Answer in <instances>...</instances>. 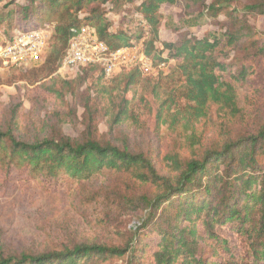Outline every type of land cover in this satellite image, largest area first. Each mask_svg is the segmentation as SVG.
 <instances>
[{
	"label": "trees",
	"instance_id": "trees-1",
	"mask_svg": "<svg viewBox=\"0 0 264 264\" xmlns=\"http://www.w3.org/2000/svg\"><path fill=\"white\" fill-rule=\"evenodd\" d=\"M3 1L11 8L0 22L14 19L21 32L45 24L53 27L34 83L50 81L39 90L47 102L55 98L65 104L68 96L73 102L80 98L86 130L78 137L65 134L59 115L53 128L47 125L27 138L12 114L0 125L2 174L10 178L13 169L22 168L56 186L64 178L88 181L111 170L128 175L141 190L115 195L135 220L117 232L120 244L88 240L18 253L0 242V264H98L114 258L127 264H264V116L252 123L246 118L264 100V32L251 22L264 15V0H251L240 9L230 4L232 0H0V4ZM168 3L191 13L202 9L213 18L225 13L221 35L199 38L181 33L178 42L163 40L157 45L162 6ZM109 11L122 13L126 30L114 27ZM87 23L112 48L129 44L138 34L156 66L172 65L159 117L165 110L172 116L174 106L175 116L180 115L178 101H186L183 122L190 134L184 147L190 146L192 156L173 154L172 164L162 170L154 152L96 134L101 114L111 127L134 121L127 94L143 82L144 73L131 67L106 77L103 68L87 66L75 76L60 77L57 70L72 27ZM105 78L115 86L111 88ZM88 80L85 94L81 89ZM212 105L225 117L239 118L221 137L208 138L196 126Z\"/></svg>",
	"mask_w": 264,
	"mask_h": 264
},
{
	"label": "rangeland",
	"instance_id": "rangeland-1",
	"mask_svg": "<svg viewBox=\"0 0 264 264\" xmlns=\"http://www.w3.org/2000/svg\"><path fill=\"white\" fill-rule=\"evenodd\" d=\"M213 1L227 3L228 0H208V3ZM250 1L232 0L230 4L240 9ZM5 4L6 1L0 4V17L6 16L8 8H11ZM162 13L164 17L157 40L159 46L163 40L178 42L181 33L199 38L210 34L221 35L220 22L225 17V13H221L218 18H213L202 9L191 13L186 8L169 3L162 6ZM108 16L115 28L120 26L127 29L122 13L109 11ZM251 22L259 33L264 32V15L252 18ZM17 24V21L8 18L0 22V43L14 32L12 30L17 28ZM137 35L133 36L136 40L143 39H138ZM44 59L45 57L34 63L0 70V125L11 119L13 114L14 120L19 122L21 134L33 138L47 125L53 128L60 120V115L64 120L63 132L71 137H78L86 130L84 109L78 103L80 98L73 102L68 96L65 104H60L55 98L52 102H47L39 90L43 89L41 84H50V81L43 79L34 83L38 80L35 76L41 74L37 68ZM171 67V64H154L151 71L144 73L143 82L127 94L132 102V112L135 113L134 121L111 127L107 117L101 114L96 125L99 137L115 139L119 143L127 140L131 146L154 152L162 170L172 164L170 158L173 154L188 158L193 153L190 146L184 147L186 135L190 134L183 122L187 115L186 101H178L182 111L180 115L175 116L174 106L172 116L165 110L159 117L162 108L160 103L168 97L167 77L170 75L167 74ZM103 80L107 84L112 83L111 78ZM89 84L88 80L87 85L81 89L82 93L86 94ZM113 86L115 84L110 87ZM259 116H264V100L250 109L246 118L252 123ZM238 122L239 118L225 117L217 106L212 105L209 115L201 118L196 126L199 133L211 138L214 135L223 136ZM2 172L0 170V242L10 251L37 252L48 247L59 248L61 245L88 240L120 244L121 237L117 232L125 231L135 223L130 218L132 214H126L115 196L119 192H140V186L128 175L105 170L88 181L64 178L54 186L22 168L13 169L10 178H6ZM98 264L127 262L114 258Z\"/></svg>",
	"mask_w": 264,
	"mask_h": 264
},
{
	"label": "built area",
	"instance_id": "built-area-1",
	"mask_svg": "<svg viewBox=\"0 0 264 264\" xmlns=\"http://www.w3.org/2000/svg\"><path fill=\"white\" fill-rule=\"evenodd\" d=\"M106 6L110 8L108 4ZM53 34V27L49 24L26 32L15 30L11 38H5L0 43V70L44 58ZM87 66L101 67L106 77H111L131 67H138L143 73L149 72L154 63L145 53L143 39L133 37L129 44L112 48L99 37L95 26L87 23L72 27L66 54L57 73L64 78L72 77Z\"/></svg>",
	"mask_w": 264,
	"mask_h": 264
}]
</instances>
